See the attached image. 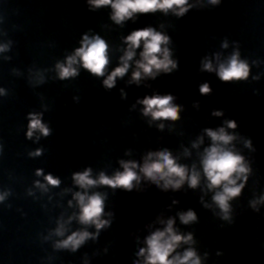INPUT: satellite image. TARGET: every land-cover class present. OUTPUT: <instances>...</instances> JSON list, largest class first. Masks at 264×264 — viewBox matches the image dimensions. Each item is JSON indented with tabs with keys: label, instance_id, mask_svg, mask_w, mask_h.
Listing matches in <instances>:
<instances>
[{
	"label": "clouds",
	"instance_id": "clouds-1",
	"mask_svg": "<svg viewBox=\"0 0 264 264\" xmlns=\"http://www.w3.org/2000/svg\"><path fill=\"white\" fill-rule=\"evenodd\" d=\"M218 0H212V3H217ZM95 7L111 5L114 10L113 19L119 23L126 17L130 18L133 13H148L156 10H168L173 7L179 8L177 15H183L187 11L184 5L187 0H91ZM126 41L130 45V50L123 57V66L115 68L114 71L104 80V85L107 88H112L116 77H122L129 65L128 61L132 59L134 52L131 49L139 48L143 41L142 62H138V68L142 69L144 74L152 75L153 71L163 70L169 72L171 67H176V64L169 58V51L161 48L162 44H166L168 37L156 32L152 28L138 29L133 31L126 37ZM107 44L99 37L89 40L84 37L82 46L75 51V55L67 59V66L57 65L59 68L60 79L73 77L77 75V71L72 67L77 62L79 57L82 66L91 73L102 76L105 67L108 64ZM161 52L163 58H160ZM238 53L234 54L227 66L221 65L218 75L223 81L247 79L249 75V66L245 61L238 59ZM204 69L211 71V63L204 64ZM141 77L140 71L133 73V79L139 80ZM201 94H210L211 89L207 84L200 86ZM174 97L172 95L151 96L145 97L140 103L144 107V114L151 115L154 120H177L179 119V106L172 103ZM215 115L221 113L215 112ZM29 124L27 137L31 138L34 130H39L44 136L49 135V129L42 123L41 119L36 114H29ZM162 127V126H161ZM228 127L235 128L236 122L230 121ZM207 134L214 142L213 145L206 150V156L203 159L204 173L209 180L210 188H219L222 186V191L217 192L213 200L219 206L221 211L225 213L224 219H227L229 212V199L240 195L243 184L237 186L236 180L233 179L234 174L245 173L248 171L243 165V157L227 150L222 145H228L234 137L225 132L224 128L219 131L206 129ZM250 143V142H249ZM37 155L40 154L37 150ZM158 159L152 162H145L142 171L146 177L155 181L157 177L165 180V188L171 185L173 188H179L186 178V168L176 163L171 154L163 151L156 154ZM124 171L117 173L114 177L109 178L101 174L99 180L90 178V170L83 173L74 174V179L81 187L93 186L97 183L108 185L110 187H122L127 191H131L134 180H137V173L133 171L137 167L136 164H123ZM37 174H40L38 170ZM178 177L179 179H173ZM45 179L49 184L55 186L59 184L58 179H54L51 175ZM190 187L195 188L198 184V175L193 173L189 178ZM78 195L79 203L81 204L80 221L84 224H95L97 230L103 228L107 221L101 220L100 216L103 213V199L99 194H93L89 197ZM2 199V197H0ZM183 223L187 224L190 221L196 220V214L189 210L186 214L181 215ZM173 221L169 220L167 228L164 231H156L147 238V250L141 249L140 254L143 255L147 251L146 264H200L199 259L195 258V252L188 250L182 257L177 256L169 259L175 248L181 242H187L191 239V235L184 237L173 232ZM88 232L73 233L66 240L61 242L59 246L67 248L71 245L75 251L86 238L89 237Z\"/></svg>",
	"mask_w": 264,
	"mask_h": 264
}]
</instances>
